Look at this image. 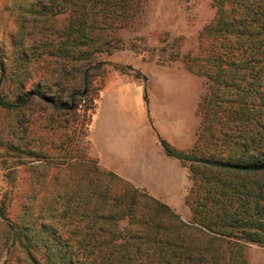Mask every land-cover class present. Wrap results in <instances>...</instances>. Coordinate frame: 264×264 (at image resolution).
I'll return each instance as SVG.
<instances>
[{
    "label": "trees",
    "instance_id": "16d2710c",
    "mask_svg": "<svg viewBox=\"0 0 264 264\" xmlns=\"http://www.w3.org/2000/svg\"><path fill=\"white\" fill-rule=\"evenodd\" d=\"M133 4L5 0L2 24L7 15L15 24L5 22L10 42L0 41V108L19 114L10 147L36 121L37 99L76 113L85 97L94 112L92 70L103 75L107 63L94 67L96 56L114 53L111 28L125 25ZM213 5L190 59L209 88L198 140L185 152L160 138L167 155L190 163L193 220L98 160L71 156L67 133H49L50 151L34 166L42 185L34 180L16 211L0 205V264H247L245 244L264 246V0Z\"/></svg>",
    "mask_w": 264,
    "mask_h": 264
},
{
    "label": "rangeland",
    "instance_id": "374dc122",
    "mask_svg": "<svg viewBox=\"0 0 264 264\" xmlns=\"http://www.w3.org/2000/svg\"><path fill=\"white\" fill-rule=\"evenodd\" d=\"M4 4L5 0H0V41L6 39L3 27L8 20L11 25L15 24L8 15L2 24ZM134 4L125 25L118 27L115 24L108 36L115 46L113 58L121 66L131 67V72L143 79L148 95V136L151 153L156 151L157 179L155 183L148 179L146 188L134 184L169 204L183 219L192 221L194 216L188 196L194 179L190 163L167 156L160 138L185 152H191L198 140L201 130L199 105L209 88L206 78L190 68V59L198 51L199 33L213 18L215 7L213 0H134ZM10 36L8 34L7 39ZM109 56L99 53L94 67ZM95 69L92 70L95 75L89 98L97 96L96 89L102 81L99 80L102 73ZM12 87L7 81L4 89L13 94ZM31 107L34 108L33 119L36 121L31 119L29 130L20 133L25 138L16 139L13 147L9 146L11 127L19 114L0 108V124L2 127L4 124L3 135L6 136L4 141L0 140V205L5 204L13 211L21 207L34 180L42 185L43 177L37 182L34 166L42 163L44 157L41 156L50 151V143L46 144L47 134L55 133L57 137L67 133L70 155L90 157L88 131L92 110L86 107L76 113L58 111L40 99ZM129 111L134 113L132 104ZM6 127L8 129L5 130ZM27 149H34L35 152L28 154ZM55 168L56 165H53V170ZM149 173L152 175V172ZM244 252L247 264H264V246L248 242Z\"/></svg>",
    "mask_w": 264,
    "mask_h": 264
},
{
    "label": "crops",
    "instance_id": "0c3cea01",
    "mask_svg": "<svg viewBox=\"0 0 264 264\" xmlns=\"http://www.w3.org/2000/svg\"><path fill=\"white\" fill-rule=\"evenodd\" d=\"M114 55L105 60L103 75L99 76L102 81L88 131V155L103 169L146 188L148 179L154 183L157 179L156 151L151 153L148 136L146 84L133 72L121 71Z\"/></svg>",
    "mask_w": 264,
    "mask_h": 264
},
{
    "label": "built area",
    "instance_id": "2783aa9c",
    "mask_svg": "<svg viewBox=\"0 0 264 264\" xmlns=\"http://www.w3.org/2000/svg\"><path fill=\"white\" fill-rule=\"evenodd\" d=\"M88 105V99L87 98H82L79 103H78V109L79 111H84L85 108L87 107Z\"/></svg>",
    "mask_w": 264,
    "mask_h": 264
}]
</instances>
